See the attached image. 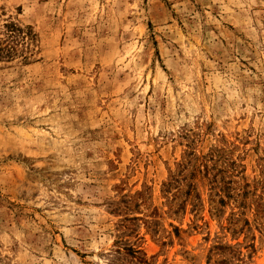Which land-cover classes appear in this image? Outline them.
Segmentation results:
<instances>
[{
    "label": "rangeland",
    "instance_id": "rangeland-1",
    "mask_svg": "<svg viewBox=\"0 0 264 264\" xmlns=\"http://www.w3.org/2000/svg\"><path fill=\"white\" fill-rule=\"evenodd\" d=\"M0 38V264H264V0H0Z\"/></svg>",
    "mask_w": 264,
    "mask_h": 264
},
{
    "label": "trees",
    "instance_id": "trees-1",
    "mask_svg": "<svg viewBox=\"0 0 264 264\" xmlns=\"http://www.w3.org/2000/svg\"><path fill=\"white\" fill-rule=\"evenodd\" d=\"M10 27V31H14V30H19V28H17L14 25L9 26ZM12 49H14L13 44H11L9 41L4 42V40L2 38H0V56H10L12 53Z\"/></svg>",
    "mask_w": 264,
    "mask_h": 264
}]
</instances>
